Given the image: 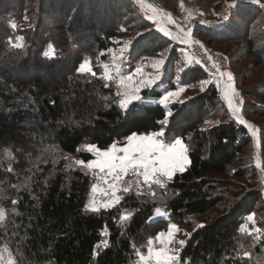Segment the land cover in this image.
<instances>
[{
  "label": "trees",
  "instance_id": "16d2710c",
  "mask_svg": "<svg viewBox=\"0 0 264 264\" xmlns=\"http://www.w3.org/2000/svg\"><path fill=\"white\" fill-rule=\"evenodd\" d=\"M231 17L243 24V35L230 34L229 27L205 31L201 25L193 35L211 44L242 38L246 56L263 64L264 8L237 5ZM123 30L138 33L126 53L128 70L169 43L175 55L178 43L158 32L133 0H0V159L3 152L10 158L0 162V209L5 213L0 250L7 249L16 264H136L135 250L145 251L147 240L168 223L188 226L190 217L219 208L220 213L200 220L204 227L190 231L180 253L184 264H255L264 251V229L257 242L244 227L249 215L262 211L256 224L264 228V207L258 206L260 187L238 181L250 179L249 169L241 166L250 144L246 127L228 116L203 127L208 108L217 104L215 84L169 108L133 102L121 109L114 102L115 83L102 79L97 61L106 58ZM16 36L24 37L22 47L13 46ZM49 46L53 53L46 56ZM85 58L96 76L77 71ZM165 74L171 89L172 77L181 85L207 77L199 65L174 63ZM141 93L157 99L163 91L153 87ZM244 94L263 100L264 88ZM246 108L250 116L264 118V109ZM169 110L173 116L166 120ZM161 130L167 142L179 138L186 144L185 170L165 188L153 186L154 197L133 190L112 209L86 211L93 180L72 157L87 162L92 154L81 145L106 149L132 133ZM157 208L168 218L150 221ZM124 212L132 218L121 222ZM103 240L107 246L99 247Z\"/></svg>",
  "mask_w": 264,
  "mask_h": 264
},
{
  "label": "rangeland",
  "instance_id": "374dc122",
  "mask_svg": "<svg viewBox=\"0 0 264 264\" xmlns=\"http://www.w3.org/2000/svg\"><path fill=\"white\" fill-rule=\"evenodd\" d=\"M133 2L138 8V10L142 13L144 18L150 21L151 25L158 32L162 33L161 31L158 30L159 28H165L166 30L172 33V36L168 38L171 39L172 42L178 43V45L175 46V55H172L170 53L172 46L169 43L168 45L164 46L165 48L162 50H159L157 52L156 51L150 52L143 55L141 59L136 63V65L132 67V69L128 70L127 69L128 58L126 53L128 49H130L132 41L135 39L138 33L127 32L126 30H123L122 33L119 34L114 39L115 45L109 49L112 51L108 50L107 54L105 53L106 58L98 59L97 64L99 65V68L104 74L103 65L104 64L111 65L113 63V56L119 57L121 49L124 48L125 44L127 43L128 47H127V51L124 53V58L119 61L120 70L122 74L131 75L135 73L137 67H141L144 76L148 78H151L152 76H156L158 74L159 79L151 88L156 87L158 89H161L163 91L161 97L165 94V91H176L180 88L184 89V91L180 93L179 97L172 98L168 102L167 106L162 104L166 108H169V106L172 103L175 102L180 103L181 101L183 102L188 98L194 96L196 93L205 90V88L209 84H215L217 87L216 76L213 75V73H215V69L212 68L211 66L213 62L219 64L221 71L230 72L233 76V85L236 91L239 93V96L236 98V100L238 106L240 107L241 115L249 124L253 125L256 129V136L253 137L252 132L248 129V127L244 125L250 137V144L245 149L244 152L245 162L243 163L241 162L242 163L241 166L247 167L249 169L248 177L250 179L247 180L238 179V181L243 184H247L250 187H253L256 184L260 187L262 197L260 202L258 203V206L260 204V208H263L264 207V147H263L264 118H260L257 116H250L249 115L250 112L246 108V106L251 105L253 107H257L258 109L263 110L264 99L261 100L256 97L247 96L244 93L246 91H250L251 89L264 88V63L257 65L255 62H253L251 58L246 56V54L243 51L244 49H246L247 41H245L244 39L241 40L242 38L233 40L225 44L222 43L211 44L205 38L204 40H202L193 35V30L195 29V27H198L199 25L204 26L205 31H210L213 29L220 30L223 27H227V28L229 27V29L232 28L229 30L230 34H232V32L234 33L237 32L243 35L242 34L244 29L243 24L239 22V20H235V19L232 20L231 17L232 10L236 9V7L234 8L228 7V5L232 3V0H183V5H184L183 9L181 8V0H143V5L140 2H138V0H133ZM236 4L241 6H251V7L259 6L264 8V0H258V3L256 4L251 3V0H236ZM148 5L154 6L155 9L159 10L162 13H170L171 16L174 18L175 23L169 22L168 18L163 17L161 14H157L154 20L148 19L147 16L153 14L152 11L148 9L147 7ZM189 12L191 13V18H189ZM225 16L228 17V20L224 19ZM137 21L139 22V19H137ZM177 25L182 27L185 32L191 29V39L200 41L204 45V47L201 48L199 44H195V43L189 45L182 42L183 33L180 32L179 28H177ZM263 28H264V23H263ZM47 52L49 54H52L53 47H51V50L49 47H47ZM209 57H211V59H209ZM160 59L164 60V64L159 69L153 67V62ZM196 59H199L201 63L200 64L195 63ZM190 60L191 62H189ZM170 63L171 64L174 63V66L176 65L179 67L183 65V68L191 65L201 66L204 69L205 73L207 74V77L206 79H204V81H207L208 83L203 85V90H202L201 82L203 81H201L196 85H181L179 84V82H177V77L174 78L172 77L171 79L172 81H174L175 87L173 89H171L169 86L167 87L168 78L165 72H166V67ZM136 79L139 80L141 79V77L137 75ZM112 82L115 83L114 81ZM115 88L117 91L116 83H115ZM144 89L146 88H142L141 92ZM141 92H140L141 99L139 101H134V102L159 103L161 99V97L157 99H151V97H143ZM216 102L217 104L215 103L213 107L210 106L208 108L209 116L204 122L203 125L204 128L218 123L220 118H223L225 116H228L232 120H235L237 122V120L232 116L231 112L229 111L226 102L221 98L220 91ZM119 143L122 145L123 143H126V140L125 142H119ZM86 144H90V143L84 142L81 145L82 150H84L82 146ZM187 156H188V151H187ZM94 158L95 157L92 154V159ZM9 159H10L9 154L3 152L0 162L4 163L7 162V160ZM72 160L74 161L81 159L72 157ZM186 166L187 165H185V168ZM84 170L91 176L93 183H99L101 187H105V188L107 187V185H104L102 181H98L92 172L88 171L87 169ZM220 178L225 179L226 177L222 175L220 176ZM125 179L126 180L134 179V177L128 176ZM143 187H144V191L147 192V187L146 186ZM133 190H135V186H133ZM227 192L230 194L233 193V195H239V192H233V191H227ZM96 198L98 200L106 199V197H104L102 193H97ZM161 211L163 210L161 209ZM220 212L221 209L214 208L204 216L190 217L189 218L190 225L184 227L179 226L182 231L180 234H178L177 238L186 240L187 236L183 235V233L185 232L190 233L193 227L197 226L198 224H201L200 220L202 219L205 220L206 218L211 217L215 213H220ZM165 213H166L165 217L160 218L155 211L150 221L167 219L168 214L167 212ZM253 214H254V221L247 220L248 224L245 225L244 229L248 232L254 233L255 240L257 242H260L263 238L264 228L257 226L256 222L257 220L260 222V218H261L260 216L262 214V211L258 212L257 214L256 213ZM248 225H252L253 228H258L261 230L259 234L260 235L259 239L256 238L257 233L253 231V228L249 229ZM103 244H104V240L99 244V247L103 246ZM0 255H3L6 259L9 253L7 251L0 250ZM254 260H255V264H264V251L262 252V255L259 258L255 257ZM136 262H138V258Z\"/></svg>",
  "mask_w": 264,
  "mask_h": 264
},
{
  "label": "snow or ice",
  "instance_id": "6c2138e0",
  "mask_svg": "<svg viewBox=\"0 0 264 264\" xmlns=\"http://www.w3.org/2000/svg\"><path fill=\"white\" fill-rule=\"evenodd\" d=\"M143 5V0H138ZM251 3L256 4L258 0H251ZM236 0H232V3L228 7H236ZM148 9L152 11V15H148V19H155L157 14H161L163 17H167L169 22L175 23L174 18L170 13H162L155 9L154 6L148 5ZM183 0H181V8L183 9ZM189 18L191 13L189 12ZM228 20V17H224ZM16 27L15 24L12 25ZM180 32L183 33L182 42L186 44H199L201 48L204 45L197 40L191 39V29L184 31L182 27L177 25ZM159 31L164 36L171 37L172 33L165 28H159ZM24 37L16 36L14 47H22V41ZM10 43L12 40L10 38ZM127 43L125 47L121 49L120 56H113V63L111 65L104 64V74L102 79L106 81H114L117 86L116 98L114 102L118 104L121 109H127L134 101L141 99L140 92L142 88H151L159 79V75L148 78L144 76L142 68L137 67L135 73L131 75H124L121 73L119 61L124 58V53L127 51ZM51 50V46H49ZM112 51V50H109ZM48 55V52L45 53ZM211 59V57H209ZM191 62V60L189 61ZM195 63L200 64L199 59L195 60ZM164 64V60H156L153 62V67L159 69ZM212 68L215 69L214 76H216L217 88L220 91L221 98L226 102L229 111L238 123L245 125L252 132L253 137L256 136V129L253 125L249 124L241 115L240 107L237 104L236 98L239 93L236 91L233 85V76L228 71H221L218 63L213 62ZM77 71L81 74L90 73L92 76H96L97 73L93 71L91 61L85 58L79 65ZM139 75L141 79L137 80ZM208 83L207 81L201 82V89L203 85ZM184 89L180 88L176 91H165V94L161 97L159 103L167 106L168 102L174 98L179 97L180 93ZM182 103V101H181ZM171 110L167 111L165 119L172 117ZM165 133L163 130L159 132L149 133L147 135L132 133L128 135L125 140L126 143L122 145L119 142L114 141L106 149H100L94 144L83 145V149L92 153L95 157L87 162L83 160H74V164L81 166L84 169L92 172L98 181H102L107 187H101L99 183H93L91 185V196L89 202L85 204V210L92 213H99L101 209L108 210L116 207L120 204L124 198L122 194H128L135 191L138 196L145 195L144 187H147V194L155 196L156 193L153 190V186L159 188H165L166 181H170L176 172H183L185 165L189 163L187 156V146L179 138L174 139L172 142H167L164 139ZM81 149L78 148L79 152ZM7 151V150H6ZM69 159V157H64ZM11 171V169H9ZM128 176L134 177V179H125ZM142 181V183H141ZM97 193H102L106 199L98 200L96 198ZM15 204L16 201H13ZM156 213L160 218H164L166 213L157 208ZM5 213L3 209H0V221L4 220ZM132 218L131 212H124L120 215V221L125 222ZM248 221H254V214L247 217ZM197 227H204L203 224H198ZM244 231V229H241ZM181 229L176 223H168L166 230L159 231L154 237L149 238L146 242V252L142 250H135V254L138 257L137 264H184L183 257L180 255L181 249L186 244V240L178 239V234L181 233ZM253 231L257 233V239L260 238L261 230L253 228ZM249 235L252 233L249 232ZM185 236H190V233H183ZM108 242L104 241L105 247ZM158 245V246H157ZM4 251H7L5 249ZM95 256L96 253L94 252ZM245 257H248L250 253L244 252ZM0 264H16V261L11 255L5 259L3 255H0Z\"/></svg>",
  "mask_w": 264,
  "mask_h": 264
}]
</instances>
